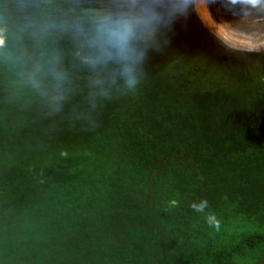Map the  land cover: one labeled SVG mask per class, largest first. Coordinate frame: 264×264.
Listing matches in <instances>:
<instances>
[{
	"label": "trees",
	"instance_id": "trees-1",
	"mask_svg": "<svg viewBox=\"0 0 264 264\" xmlns=\"http://www.w3.org/2000/svg\"><path fill=\"white\" fill-rule=\"evenodd\" d=\"M4 42L0 59L18 40H3L0 52ZM241 100L249 108L193 123L184 153L159 168L142 155L150 151L145 141L118 151L126 134L70 129L59 111L47 115L51 98L17 117L16 104L0 100V264H261L264 79ZM71 106L63 104L65 116ZM125 113L161 135L180 129L170 131L149 109ZM18 120L43 126L47 137L36 140ZM21 150L50 167L41 203L12 191L9 180L22 177Z\"/></svg>",
	"mask_w": 264,
	"mask_h": 264
},
{
	"label": "clouds",
	"instance_id": "clouds-1",
	"mask_svg": "<svg viewBox=\"0 0 264 264\" xmlns=\"http://www.w3.org/2000/svg\"><path fill=\"white\" fill-rule=\"evenodd\" d=\"M199 1H0V46L10 36L18 40L0 59V100L14 102L17 117L36 114L34 100L51 98L56 105L45 102V113L59 117V111L68 128L118 130L130 138L118 151L145 141L150 149L142 153L146 160L157 168L169 164L171 156L184 153L193 123L222 109L240 113L249 108L243 107L241 99L253 94L264 79L249 78L246 69L253 58L264 56V39L247 45L240 59L229 60L227 38L216 47L212 41L220 36L217 26L223 20L202 13ZM229 2L255 9L264 0ZM8 45L4 44L0 55ZM224 61L233 67L227 73L222 68ZM242 72L247 78L239 90L224 92L220 84L230 86ZM66 102L72 103L68 116L62 110ZM129 109H149L150 116L170 131L180 129L161 135L143 122L125 117ZM18 123L36 140L47 137L41 125ZM19 161L22 177L16 183L9 180L12 191L30 205L43 202L50 167L34 151L21 150Z\"/></svg>",
	"mask_w": 264,
	"mask_h": 264
},
{
	"label": "bare ground",
	"instance_id": "bare-ground-1",
	"mask_svg": "<svg viewBox=\"0 0 264 264\" xmlns=\"http://www.w3.org/2000/svg\"><path fill=\"white\" fill-rule=\"evenodd\" d=\"M198 7L209 17L216 15L217 21L223 20V25L217 26L220 36L212 41L216 47L224 44L227 38L226 57L229 60L240 59L247 45L260 44L264 39V3L252 9L246 4L231 5L229 0H200Z\"/></svg>",
	"mask_w": 264,
	"mask_h": 264
},
{
	"label": "rangeland",
	"instance_id": "rangeland-1",
	"mask_svg": "<svg viewBox=\"0 0 264 264\" xmlns=\"http://www.w3.org/2000/svg\"><path fill=\"white\" fill-rule=\"evenodd\" d=\"M222 68H223V71L225 73H227L230 70H232L233 67L224 61L222 64ZM246 69H247L249 78H254L255 81L257 80V78H261V77L264 78V56L253 58V60L248 62V64L246 65ZM246 78H247V73L242 72L237 77H235L234 79H232L229 82L230 86H229V84L227 85L226 83L222 82L220 84V87L222 88V90H224V92L228 90L232 94V93L237 92L239 90L240 86L246 82ZM255 81H254V83H255ZM249 82H250V80H249ZM254 83H253V85H254ZM247 87L249 88V84ZM217 88H218V84H217ZM237 94L238 93L234 94V96ZM220 99L222 100L223 98L221 97ZM263 248H264V243H261L260 247L257 248V251L261 250ZM240 262L243 263V260H240Z\"/></svg>",
	"mask_w": 264,
	"mask_h": 264
}]
</instances>
